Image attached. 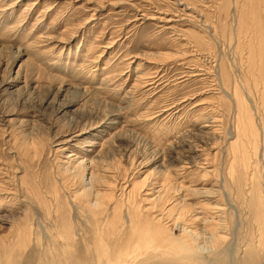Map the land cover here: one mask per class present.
<instances>
[{
    "label": "rangeland",
    "instance_id": "rangeland-1",
    "mask_svg": "<svg viewBox=\"0 0 264 264\" xmlns=\"http://www.w3.org/2000/svg\"><path fill=\"white\" fill-rule=\"evenodd\" d=\"M180 1L0 0V264H241L258 232L221 68L257 97L258 65L230 0Z\"/></svg>",
    "mask_w": 264,
    "mask_h": 264
},
{
    "label": "bare ground",
    "instance_id": "bare-ground-1",
    "mask_svg": "<svg viewBox=\"0 0 264 264\" xmlns=\"http://www.w3.org/2000/svg\"><path fill=\"white\" fill-rule=\"evenodd\" d=\"M241 1L242 0H230V7H232V6L234 7L233 15H235V17H236V19L234 18L235 20L232 21L233 26L230 29L231 37L233 35L234 36L236 35V38H237L236 44H234L235 46H234L233 52H235V53L239 52L240 48L243 47L242 46L243 40L244 41L246 40L245 42L247 44H244V45L245 46L247 45V47L249 46L248 52H245L248 54V55H246L248 58V61H246L244 59L246 61V64H245L243 59H241L239 64L241 65V69H244V71L246 72L247 77L251 76L252 73H255L252 70V67L255 64L258 65L257 66L258 72L257 71L256 72L260 76V80L258 82L259 94L257 95V97L256 96H253V97L245 96L246 89H245L244 83L241 81H238V82L233 81L232 74H231L232 69L227 68L226 65H222V68H221V75L222 76H221V78H222L223 96L225 98H227L228 102H231L235 105V109H233V110L235 111V118L236 119H234V120H236L235 123H237L235 126L237 129V130H235V133L232 134L233 133L232 131H231L232 133L229 132V136L231 138H232V136H234L235 138L233 139V141L229 142L228 146H227V151H229L230 154H232V158H233V164L231 165V169H232L233 174H235L237 172V170L240 171V173L238 172L240 174L238 176V182L240 184L242 183L241 187H240V191L242 193H245V195H246L245 196V200H246L245 207H247V209H248L247 213L249 214L250 219L253 222V224L255 225V228L258 232V236L256 237V242L252 238L253 240L249 243L248 246H246L245 255L241 261V264H259V261L261 260V258L264 255V246L262 244V243H264L263 242L264 241V28H262L261 26L258 27L257 24L254 23V22H262V20L256 21L257 19L254 16H251V18H249L250 22L247 23V14L246 15L244 14V11H245L244 9H247V8H244V9L242 8V7H244L245 4L242 5ZM180 3L182 5L186 4L185 1H182V0L180 1ZM189 5H190L189 6L190 8L194 7L193 6L194 4L192 5L191 3H189ZM254 5H255V3H254ZM256 5H257V3H256ZM259 6H260V4L258 5V8H259ZM254 7L256 9V6H254ZM228 9H230V8H228ZM249 9H250V7H249ZM259 11H257V13H256L257 17H258ZM195 13H197V15L196 16L193 15L191 19L201 21L202 19H200V17L201 16L204 17V15L200 14L199 12L194 11L193 14H195ZM248 13H249V11H248ZM252 15H254V14H252ZM217 20L218 21L221 20L220 14L217 17ZM205 21H207V20H205ZM253 24H256V25H253ZM262 25L264 26L263 23H262ZM248 26H249V32L246 31V28ZM251 28L253 31H250ZM217 29H218V27H217ZM222 31L224 32L223 29H222ZM218 33H219V29H218ZM224 34L225 33H223V35ZM191 35H193V34H191ZM190 37H191L192 41L195 43L196 47L199 48L200 50H202L203 45L209 47V46H211V44H213L212 41L207 40L206 37H204V36L194 35V36H190ZM249 37H250V41L248 40ZM253 39L257 40V42ZM252 40H253V42H256L257 44L252 45ZM254 46H256V48H254ZM231 47H232V44H231ZM164 55L168 56L170 54H164ZM231 64H233V62ZM240 65H239V67H240ZM144 75L147 76L144 78V84H147L146 78H149L151 76L147 75L145 71H144ZM215 76H217V75H215ZM261 76L263 77V79ZM249 79H250V77H249ZM245 80L247 81V79H245ZM245 80H243V81H245ZM254 93L256 94V92H254ZM250 95H251V93H250ZM247 102H253L250 105L251 107L248 106ZM231 106H232V104H231ZM252 110H254L253 113H252ZM255 116L258 117L260 120V127L259 128L261 129V131L259 128H256V125L254 124L253 118H255ZM209 118H212V121H211L212 124L211 125L207 124V122L205 121L206 124L201 126V128L204 129L206 134L214 135V134L218 133V131H219L218 125H216V122H218V119H217L218 117L217 116H215V117L209 116ZM206 119H208V118H206ZM145 200H150V199H148V197H147ZM184 213H182L181 217L179 215L180 219L184 218V216H186ZM160 220H161V217L158 218L156 222L159 223ZM216 229L217 228H215V230L213 231L214 233H212L211 235L212 236L214 235L213 238H215V236H217L216 241H219V235L217 234ZM215 232H216V234H215ZM185 236L189 239V241L186 242L183 245V247L187 248L188 250L193 249L191 247V244H195L196 238L191 235V232H189ZM154 239H156L158 241V237L156 236V234L154 236ZM144 243H145V239H144ZM183 259H184V257H183ZM197 260H199V259H197Z\"/></svg>",
    "mask_w": 264,
    "mask_h": 264
}]
</instances>
